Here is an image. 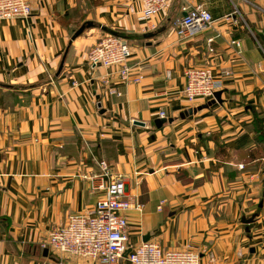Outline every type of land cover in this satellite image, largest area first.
I'll return each instance as SVG.
<instances>
[{
  "label": "crops",
  "instance_id": "obj_1",
  "mask_svg": "<svg viewBox=\"0 0 264 264\" xmlns=\"http://www.w3.org/2000/svg\"><path fill=\"white\" fill-rule=\"evenodd\" d=\"M31 1L30 19L0 23V264H94L45 244L95 205L87 177L102 167L144 205L127 214L132 245L150 236L163 249L193 248L203 264L206 250L215 264H264V155L250 157L264 131V0H172L152 32L142 0ZM199 4L215 23L182 41L174 21ZM100 26L129 41L139 84L91 67ZM194 67L219 77V102L187 100Z\"/></svg>",
  "mask_w": 264,
  "mask_h": 264
},
{
  "label": "built area",
  "instance_id": "obj_2",
  "mask_svg": "<svg viewBox=\"0 0 264 264\" xmlns=\"http://www.w3.org/2000/svg\"><path fill=\"white\" fill-rule=\"evenodd\" d=\"M171 1L142 0V17L147 22L149 32L156 30L154 17L166 13ZM32 16L31 0H0V23L18 18L26 20ZM214 23L213 15L202 4L183 6L182 15L174 21L175 33L182 41L191 40L210 29ZM214 42L215 38L208 39L210 52H213ZM234 44L241 46L240 43ZM132 57L129 42L110 34H104L88 54L92 68L118 67L120 83L126 85L139 84L144 79L140 67V72L134 74L135 68L130 64ZM185 77L184 94L191 103L214 100L215 94L223 89L222 82L210 67L190 68ZM108 83L105 81V84ZM111 94L119 97L123 95L116 88H112ZM160 117L166 119V113L161 112ZM240 168L243 169V166ZM87 180L91 192L97 194L99 199L91 208L70 216L51 233L47 242L56 253L95 264H122L124 261L131 264H203L200 252L193 248L168 250L150 241L132 245L127 233V214L132 211L143 213L144 205L139 196L127 190L125 178L113 177L106 167H102L100 173L87 177ZM164 204L165 201L160 203L159 211ZM129 249L131 252L125 259L124 255ZM206 251L203 253L208 255L209 264H215V255L210 250Z\"/></svg>",
  "mask_w": 264,
  "mask_h": 264
},
{
  "label": "water",
  "instance_id": "obj_3",
  "mask_svg": "<svg viewBox=\"0 0 264 264\" xmlns=\"http://www.w3.org/2000/svg\"><path fill=\"white\" fill-rule=\"evenodd\" d=\"M93 27H94V24L91 23V22H87V23H85L84 25H82V26L79 28V30L74 34V36L71 38V41H70V44H69V45L71 46L72 43H73L78 37H80V36H81L86 30H88V29H90V28H93ZM100 28H101L105 33H108V34H110V35L117 36V37L120 36V34H119L118 32H116V31H114V30H111V29H109V28H107V27H102V26H100ZM151 36H152V34H147L145 37L149 38V37H151ZM261 38L264 39V34L261 35ZM68 49H69V48H68ZM67 53H68V50H67ZM64 60H65V58H64L63 61H62V64H61V66H60V70H59V71H61V70L63 69V66H64ZM215 102H219V94H218V93L215 94V99H214V102H213V103H215ZM196 111H197V109H196V110H192V109H191V110H189V113H193V112H196ZM165 122H166V120L163 119V120H161V121H158V122H157V125H158V126H161V125L164 124ZM168 122L171 123L172 120H169ZM141 125H143V124H141ZM255 217H256V216H253V217L250 218V219L243 218L242 222L245 223V224H251V223H253V222L255 221ZM149 239H150V236H147V237L144 239V242H147ZM130 252H131V250L129 249V250L125 253V255H124V258H125V259L128 257V255H129ZM47 254H48V250H45V256H47Z\"/></svg>",
  "mask_w": 264,
  "mask_h": 264
},
{
  "label": "trees",
  "instance_id": "obj_4",
  "mask_svg": "<svg viewBox=\"0 0 264 264\" xmlns=\"http://www.w3.org/2000/svg\"><path fill=\"white\" fill-rule=\"evenodd\" d=\"M107 34V33H105ZM121 36H123L124 34H120ZM124 37V36H123ZM129 42V41H128ZM130 44V43H129ZM226 145H222L219 147L220 151H219V155H223V156H226L225 153H227V150H226ZM250 157L253 156V157H261L262 155H264V131H262V133L260 134V136H258V145H257V148L254 149L252 152H250Z\"/></svg>",
  "mask_w": 264,
  "mask_h": 264
},
{
  "label": "rangeland",
  "instance_id": "obj_5",
  "mask_svg": "<svg viewBox=\"0 0 264 264\" xmlns=\"http://www.w3.org/2000/svg\"><path fill=\"white\" fill-rule=\"evenodd\" d=\"M2 22H5V21H2ZM2 22H1V23H2ZM107 34H108V33H107ZM261 179H263V182H264V178H261ZM256 184H258L259 186L262 185L261 182H258V183H256ZM47 241H48V240H47ZM45 246H46L47 249L49 248V249L53 250V249L51 248V246L48 244V242H46ZM53 251H54V250H53ZM94 264H95V263H94Z\"/></svg>",
  "mask_w": 264,
  "mask_h": 264
}]
</instances>
